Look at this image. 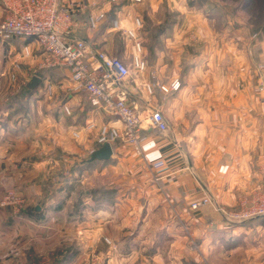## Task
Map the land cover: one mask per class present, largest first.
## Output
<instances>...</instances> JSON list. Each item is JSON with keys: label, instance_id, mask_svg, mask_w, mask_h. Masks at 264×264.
Returning a JSON list of instances; mask_svg holds the SVG:
<instances>
[{"label": "crops", "instance_id": "crops-1", "mask_svg": "<svg viewBox=\"0 0 264 264\" xmlns=\"http://www.w3.org/2000/svg\"><path fill=\"white\" fill-rule=\"evenodd\" d=\"M82 1L85 6L77 13L76 34L101 49L103 39L114 35L109 28L111 21L105 31L102 24L89 26L88 16L102 10L107 16L116 0ZM169 3V11L182 17L180 22L162 20L163 28H171V45L176 50L160 51L154 59L160 81L169 83L179 78L181 82L179 89L170 92L156 87V102L169 129L144 130L146 163L139 161L128 167L131 178L140 179L134 186L138 199L124 197L110 209L87 212L90 221L84 225L81 222L78 227L83 230L79 231L89 233L92 240L105 220L107 235L122 254L118 260L113 254L112 264H264V217L235 222L228 216L254 198L261 180L264 90H256L261 79L253 57L251 52H242L240 36L228 40L231 44L236 42L235 50L223 53L216 49L224 48L225 38L216 36L210 25L213 13L207 9L209 3ZM129 6L122 2L115 18L127 15L130 21ZM0 13L3 15L1 2ZM163 33L159 30L158 36ZM17 42L39 46L32 38L12 39L7 44L19 46ZM130 88L134 97L139 96L133 85ZM77 93L74 91L72 101L76 96L82 97ZM83 101L89 106L85 110ZM89 102L84 96L75 107L71 106L74 116L76 110L83 109L73 129H80L93 114ZM10 103L13 102L0 101V112L4 113L0 115V264H32L37 256L33 250H41L34 244L37 232L44 229L41 227L45 222L57 224V229L64 227L66 223H56L53 216L60 221L66 220L67 215L61 205L67 201L65 197L49 199L37 209L31 196L36 186L35 171L50 163L57 165L63 159L73 164L81 157V148H97V129L112 117L98 113L96 127L85 146L77 144L69 134L60 142V148L47 153L45 146L35 150L34 137L14 129L17 120H12ZM83 111L86 119L81 117ZM116 154L124 160L135 155L121 141L113 146L112 157ZM8 188L20 194L22 204L1 203ZM203 194H209L214 203L191 208V202ZM21 195L26 197V203ZM109 250L115 252V248Z\"/></svg>", "mask_w": 264, "mask_h": 264}, {"label": "rangeland", "instance_id": "rangeland-1", "mask_svg": "<svg viewBox=\"0 0 264 264\" xmlns=\"http://www.w3.org/2000/svg\"><path fill=\"white\" fill-rule=\"evenodd\" d=\"M240 1H210L213 5H208L210 7L207 8L211 9L209 12L213 13V16H210V25H212L216 36L221 35L225 38L224 48L219 46L216 49H221L223 53L225 50H235L236 42L231 44L228 40L232 37H242L244 46L241 50L242 52H251L253 65L258 71L260 79L264 81V0H252V5L248 8L241 6ZM122 2L123 5H130L128 8L130 18L137 15L142 20L143 57H145L148 66L145 78L152 79L151 72L156 71L154 67L156 55L160 54V51L176 50V47L171 45V28L170 26L163 28L162 20L182 21V17L175 13L176 11L170 12L168 9L169 2L177 4L178 0H141L139 2L116 0L115 4ZM183 2L190 4V0H183ZM4 15L5 11L3 10V15L0 13V22ZM104 28L105 31H108V28ZM159 30L164 32L160 37L158 36ZM112 32L114 35L104 38L100 43L101 49L129 62L132 57L131 42L121 32ZM3 43L5 42L0 41V101L2 104L14 103H11L14 111L12 120L14 123L17 120L14 129L34 137L37 144L35 145L36 149L34 148L36 151L43 149L44 146L47 153L51 150L55 151L60 148V142L64 138L69 134L72 137L73 127L80 119V112L83 109L76 110L74 116L71 106L75 107V103L78 104L81 98L87 95L78 91L77 94L82 97L76 96L72 101L74 90L70 85L68 72L60 66H42L45 54L37 44L33 43L32 45L31 43L30 55L23 56L22 42H17L19 46ZM119 53H122L123 56ZM36 74L43 75L45 79L31 93L25 84L30 81L32 75ZM47 85L52 88L48 94H45ZM87 98L89 99L88 96ZM156 98L157 93H155ZM66 105L69 107L70 113L65 109ZM83 105L85 106L84 110L89 107L85 101H83ZM0 115L4 116L3 111L0 112ZM81 117L86 119L84 111ZM87 143L80 146H85ZM92 147L81 148V157L73 164H69L63 159L57 165L50 163L48 167L41 166L35 171L36 186L34 195L31 196L35 199L36 205L41 206L52 198L65 197L67 201L61 205L67 215L65 216L66 220L60 221L57 216H53L55 221H58L56 223H66L64 227L60 226L57 229L55 228L57 224L48 225V222L42 225L41 228L44 229L37 232L38 235L34 241L35 246L41 250H33V255L37 254V256L34 261H31L32 264H112L113 254L116 256L115 260L121 257L122 254L119 255L116 250L117 245L107 235L104 219H102L104 222L100 223V233L92 240L88 236L89 233L81 234L79 230L83 229H79L78 226L81 222L83 225L85 222L89 223L87 212L91 210L110 209L115 203H120L124 197L137 200L139 194L135 193L134 186L139 183L140 179L131 178L129 168L132 164L138 165L139 161L145 164L146 160L142 154H137L127 145L135 154L134 156H129L124 160L122 156L116 154L107 160H96L89 166L86 165L85 159L91 157L89 150ZM35 154V156L40 155ZM9 189L3 198L9 191H14ZM123 189L126 190L125 193H123ZM16 194L20 197V194ZM21 196L24 197L26 203V197ZM10 204L18 205L15 202H10ZM129 206L131 205H125V208ZM120 230L123 231V229ZM108 248H115V252ZM39 251L42 253H38Z\"/></svg>", "mask_w": 264, "mask_h": 264}, {"label": "built area", "instance_id": "built-area-1", "mask_svg": "<svg viewBox=\"0 0 264 264\" xmlns=\"http://www.w3.org/2000/svg\"><path fill=\"white\" fill-rule=\"evenodd\" d=\"M115 1V0H113ZM141 1V0H131ZM5 15L0 22V41L9 42L14 38H32L37 41L45 53L42 66L64 67L74 91L84 92L90 99L93 114L85 120L80 129L72 130V138L79 145L89 141L96 127L98 113L111 116L106 124L97 129V148L92 147L90 155L105 143L112 147L121 141L129 145L134 152L143 155L144 130L153 128L167 132L169 124L156 102V87L164 92L179 89V78L171 82H161L153 70L152 79L145 78L148 69L143 57L141 40L142 20L133 15L116 17L109 26L110 31H120L131 42L132 57L128 62L120 56L96 48L87 38L76 34V14L85 6L82 0H0ZM126 18V19H125ZM106 19L104 10L90 13L88 24L98 27ZM23 56L30 55L29 44H24ZM137 89L139 96L134 97L131 86ZM46 87L45 94L51 91ZM264 90L261 80L256 88ZM65 109L69 112V107ZM70 113V112H69ZM260 184L252 200L240 209L227 213L235 222H244L264 217V152L259 164ZM22 204V199L14 191H9L1 203ZM214 203L209 194H203L191 202V208Z\"/></svg>", "mask_w": 264, "mask_h": 264}, {"label": "water", "instance_id": "water-1", "mask_svg": "<svg viewBox=\"0 0 264 264\" xmlns=\"http://www.w3.org/2000/svg\"><path fill=\"white\" fill-rule=\"evenodd\" d=\"M40 82H42V78L38 75H35L28 82L30 88H35ZM113 155V147L110 143H105L101 145L98 149H96L90 157V160H107L111 158ZM37 209H40V206H37Z\"/></svg>", "mask_w": 264, "mask_h": 264}, {"label": "trees", "instance_id": "trees-1", "mask_svg": "<svg viewBox=\"0 0 264 264\" xmlns=\"http://www.w3.org/2000/svg\"><path fill=\"white\" fill-rule=\"evenodd\" d=\"M203 1H205V2H207V3H210L211 4V0H203ZM209 4V5H210ZM240 4H241V6H244V7H249V6H251L252 5V0H241L240 1ZM121 5H122V3H119V4H113V6H112V8H111V10L108 12V15L106 16V19L104 20V22H102L101 24H102V28H104V27H106L109 23H110V21L112 22V20H113V18H115V16H116V14H117V11L120 9V7H121ZM213 6V5H212ZM212 10H213V8H212ZM77 15V14H76ZM14 39H18V38H14ZM40 76H42L41 78H44V76L43 75H40ZM45 79V78H44ZM25 87L32 93L36 88H30L29 87V85H28V83H26L25 84ZM91 105V104H90ZM12 105H11V103H10V107H11ZM92 106V105H91ZM9 109V108H8ZM96 162V160H90V157H88L87 159H85V163H86V165H92V164H94Z\"/></svg>", "mask_w": 264, "mask_h": 264}]
</instances>
